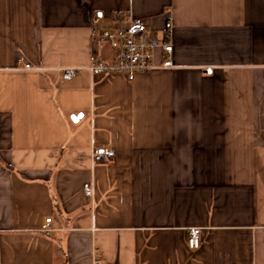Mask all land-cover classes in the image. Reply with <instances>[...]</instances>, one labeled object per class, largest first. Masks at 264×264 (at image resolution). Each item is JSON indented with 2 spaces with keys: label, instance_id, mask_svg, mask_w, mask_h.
<instances>
[{
  "label": "crops",
  "instance_id": "obj_1",
  "mask_svg": "<svg viewBox=\"0 0 264 264\" xmlns=\"http://www.w3.org/2000/svg\"><path fill=\"white\" fill-rule=\"evenodd\" d=\"M119 14L176 67L63 79ZM94 260L264 264V0H0V264Z\"/></svg>",
  "mask_w": 264,
  "mask_h": 264
},
{
  "label": "built area",
  "instance_id": "obj_2",
  "mask_svg": "<svg viewBox=\"0 0 264 264\" xmlns=\"http://www.w3.org/2000/svg\"><path fill=\"white\" fill-rule=\"evenodd\" d=\"M168 38L159 39L153 37L147 22L139 16H131L128 19L121 18L119 14L115 18V25L110 28H99L93 26L91 30L92 38L96 42L107 43L114 51V58L107 60L97 55H92L90 62L85 66H60L59 70L63 79H71L82 70H88L91 74L122 73L129 78H133L137 72H147L157 69L175 68L173 61V44L171 41L172 22L166 23ZM161 52V61L157 60L158 53ZM27 69H40L26 64ZM213 66H206L205 73L212 74ZM114 151L105 146L92 149L91 160L93 164H98L111 159ZM84 192L87 196L93 197L95 186L92 181L84 183ZM52 217H48L41 230L50 233L54 230L50 222ZM201 245V228L192 227L189 229L188 246L197 249ZM93 264H102L94 260Z\"/></svg>",
  "mask_w": 264,
  "mask_h": 264
}]
</instances>
